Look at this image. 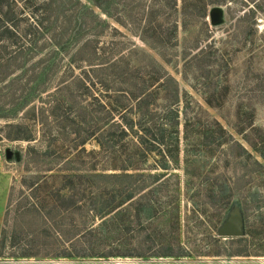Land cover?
<instances>
[{
    "label": "rangeland",
    "instance_id": "1",
    "mask_svg": "<svg viewBox=\"0 0 264 264\" xmlns=\"http://www.w3.org/2000/svg\"><path fill=\"white\" fill-rule=\"evenodd\" d=\"M81 1L109 25L78 32L81 40H94L89 47L79 49L78 55H75L78 49L75 35L81 22L74 10L75 0H58V19L52 24V34L30 26L36 18L29 8H26L28 15L15 14L19 21L16 30L23 39L19 40L13 29H9L11 33H2L5 29L0 28V75L20 66L0 81V264L264 263V227L261 226L264 147L259 144L264 141H254L264 137V0H207L212 3L208 5L205 23L188 18L186 24L179 22L177 29L173 25L179 21V1L174 7L172 0H112L115 4L110 16L93 0ZM147 20L161 36L156 45L163 58L147 44L155 40L154 33L143 28ZM55 37L60 39L58 47L53 44ZM95 47L105 53L104 59H92L91 51ZM200 49L204 52L193 57ZM150 56L239 141L220 145L212 141L210 146L200 144L205 141H183L181 123L177 161L165 169L155 151L140 166L143 174L162 173L160 177H167L165 185L158 189L163 197L173 193L172 215L165 200H161L163 205L156 203L153 210L142 212L139 220L120 217L111 221L109 228L96 235L97 238L93 236L89 243L71 226L72 217H60L56 210L47 214L46 210L54 205L49 193L62 187L66 175L113 174L119 170L109 166V153L99 149L98 132L80 144L87 124L78 126L74 120H65L62 111H69V106L61 104L55 110L52 101L63 99L71 103L69 91L63 86L75 76L83 77L91 63L119 62L114 84L109 70L90 72L89 78L95 83L90 84L91 92L108 95L109 87L122 89L126 79L132 84L141 76L142 66L150 64ZM123 71L126 73L119 76ZM79 89V84H74L75 101L86 105L88 111L95 109L97 106L90 103V93L81 95ZM65 93L69 96L63 97ZM211 95L216 97L215 107L204 101V97ZM32 107L34 111L26 110ZM75 109L69 111L71 119H76L79 112ZM51 111L56 113V120ZM198 117L204 121L206 114L199 112ZM8 122L22 123L31 140L7 138L9 129L4 124ZM250 122L257 129L245 128L240 132L233 129ZM196 129H192L193 137ZM245 136L250 141H245ZM223 177L231 184L233 194L218 222L210 210L213 201L197 194L203 195L210 189V181L221 182ZM110 180L99 181V189ZM157 182L150 183L148 188L157 186ZM35 188L38 190L34 191ZM89 194L85 190V197ZM44 197L50 200L49 204L44 202ZM33 202L39 206L37 210L32 209ZM81 220L75 217V222ZM87 221L88 225L99 219L91 217ZM231 224L238 227L239 234L223 235L221 230ZM249 231L254 238L247 237L249 246L244 252L247 255H233L232 239L244 237ZM215 239L221 247H217ZM167 242H171V249L165 246ZM179 247L185 250L184 256L163 254L168 249L175 253ZM73 248L86 254L60 256L65 255L64 250L75 251Z\"/></svg>",
    "mask_w": 264,
    "mask_h": 264
},
{
    "label": "trees",
    "instance_id": "2",
    "mask_svg": "<svg viewBox=\"0 0 264 264\" xmlns=\"http://www.w3.org/2000/svg\"><path fill=\"white\" fill-rule=\"evenodd\" d=\"M23 1V4H19L18 0H0V28L5 29L2 33H11L9 29H13L16 35H18V39H23L24 36L18 29L16 30L19 21L15 17V14L16 16L17 13L28 15V13H26V8H29L36 18L32 19L34 25L30 24V26L35 28L36 31L37 29H45L49 34H52L51 30H53L58 19V0H43L41 3H36L34 0ZM178 1L180 2V10L178 12L180 17L179 21L173 25L175 29H177L179 22L181 24H186L188 18H198L201 22L205 23L208 5L212 3L211 1L172 0V5L176 7ZM93 2L106 16L111 15V9H113V4H115L114 1L93 0ZM75 3L74 10L77 12V19L81 22L75 35V43L78 48L75 55H78V53L80 54L79 49L83 50L85 47H89L94 41L90 38L81 40V35L77 36L78 32L82 34L85 31H91L95 26H107L109 23L91 8L87 7L81 0H75ZM146 8H148V6ZM36 12H38V14ZM63 22H66V20ZM143 28H146V31H152L154 33L155 40L147 41V44L159 57L163 58L156 45L157 42H159V37H161L159 33H156L157 29L151 26L150 20L144 23ZM52 39L49 38L50 41H52ZM59 42L60 39H56L55 37V42H53L54 46H59ZM22 48L23 46L20 45L19 50ZM200 52L203 53L204 50L200 49L193 57H198ZM91 56L92 59L100 61L99 59L102 58V56L104 57L105 53L102 51L100 52L99 48L95 47L91 51ZM149 59L150 64L142 66L143 72L138 79H134L132 84H130L131 82L129 79H126V81H124L126 85H124L122 89H112V87H109L110 93H108V95H101V91L99 93L91 92L92 86L90 87V84L94 85L95 83L89 78V76L92 77L90 72L105 73L109 70L108 72H111V74H106L111 75L112 81H114L112 83L114 84L117 81L114 77L118 76L116 68L119 62L104 61L91 63V68L84 71L85 77L79 75L75 76L63 86V89L69 91L70 98H72L71 103L63 99L52 101V103H54L52 108L55 110H57V108L60 109L61 104L64 106L66 105V107L69 106V111L72 108L75 109V105L77 106L75 111L79 109V112L77 113L76 119L70 118V112L68 110L62 111V116L65 120L76 121L78 126L87 124V127L84 129L85 136L80 141V144H83L87 139L98 132L96 139L99 149L109 153V162H111L109 166L119 170L118 173L113 174H93L92 172L85 175L81 173L66 175L63 177L65 181L62 187L49 193V198L54 202V205L46 210L47 214L50 215L52 210H56L60 217H72L74 223H72L71 226L76 228L78 230L77 234L80 236L83 235L89 243L93 241V236H100L104 229H108L111 221L121 219L120 217H133L139 220L142 212L153 210L156 203H162L163 205V201L161 200H165V206H168L170 216L172 215V211L175 209L173 193H167V195L163 197L158 189V187L161 188L165 185L167 177L163 178V175L160 177L162 173L143 174L140 166L147 157L155 151L156 153L158 152L161 158V166L165 169H168V166L171 165L172 162L177 161V155L179 154V125L181 123L183 141H205L200 143L205 146H210L212 141L218 145L224 143L228 144L229 141H239L217 118L212 117L209 111L188 91L182 90L179 87L178 81L156 58L150 56ZM96 64H99V66H96ZM71 66L74 65L71 64ZM19 68L20 66L16 69ZM16 69L14 68V70L8 72L4 76L0 75V81L12 75ZM114 72H116V76ZM122 73H126V71L119 73V76H121ZM74 84H79L81 95L86 94V92L90 93V103L97 106L95 109L88 111L86 105H79V102L75 101L77 94H75L73 90ZM58 91H62V88L58 89ZM58 91L56 89L54 95H56ZM66 95L69 96L65 93L63 97ZM215 98L216 97L212 95L211 97L206 96L204 97V101L208 106L215 107ZM18 107L21 108L22 106L18 105ZM26 110L34 111V108L32 107L30 110ZM192 112L195 114V117L193 116L194 114H191ZM199 112L206 114L204 121L200 120L198 117ZM51 114H53L55 117L54 120H56V113L51 111ZM99 122H102V125H99ZM22 125V123L18 122L5 123L4 127L9 129L6 134L7 138L11 140H31L29 131ZM78 128L81 129V127ZM194 128L197 129L194 131L196 135L193 137L191 132ZM245 128H250L247 130L257 129L254 128L252 122L246 123V125L240 129H236V127L233 129L240 132L245 130ZM244 139L245 141H250L246 136ZM254 141H264V137L255 139ZM259 144L262 148L264 147V142H259ZM261 156L264 159L263 151H261ZM185 161L188 163L187 157ZM223 178L221 182L210 181L208 183L210 189L202 193L203 195L197 192V197H207L211 199L210 201H213L212 205L209 203L210 210H212L214 216L217 217L218 222L221 219L223 211L229 205L233 194L231 184L227 182L225 177ZM105 179L111 180L109 183L107 182L108 184L102 189H99V181ZM154 182H157V186L148 188L150 183ZM146 187L148 189L144 192ZM37 190L38 188L34 189V191ZM79 190H81L82 193ZM85 190H88L90 193L88 197L84 195ZM35 197L38 196L36 195ZM154 197H157L156 201ZM168 197H170L169 200H167ZM83 198L88 199L84 200ZM50 200L45 199L44 202L49 204ZM202 203H204V205L208 204L207 201H202ZM31 207L33 210L39 208L36 202H33ZM44 207L45 206L42 205V208ZM242 207L244 209V203ZM76 216L82 219L80 223L75 222ZM91 217H93V219H99V222H95L96 224L93 222L95 225L92 223L87 225V220L89 218L91 219ZM177 218L179 221L178 215ZM261 226L262 228L264 227V221L261 222ZM247 237L254 238L252 231L247 232V235L244 237L240 236L232 239V242L235 243V247L232 249L235 251L233 255H247L244 254L249 246V239ZM217 240L218 239L214 240L215 243H218L217 247H221V243L217 242ZM165 244L167 248L171 249V242ZM170 249L163 254L174 257L185 255L183 254L185 250L183 251L181 248L175 253L170 251ZM74 250L75 251L64 250L63 254L65 255L60 256L72 257L84 256V254H86H81L79 250Z\"/></svg>",
    "mask_w": 264,
    "mask_h": 264
},
{
    "label": "water",
    "instance_id": "3",
    "mask_svg": "<svg viewBox=\"0 0 264 264\" xmlns=\"http://www.w3.org/2000/svg\"><path fill=\"white\" fill-rule=\"evenodd\" d=\"M7 155H10L9 153ZM225 236H236L239 234L238 227L235 224L228 225L221 230Z\"/></svg>",
    "mask_w": 264,
    "mask_h": 264
}]
</instances>
